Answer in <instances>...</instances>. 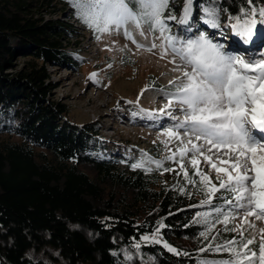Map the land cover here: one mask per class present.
Listing matches in <instances>:
<instances>
[{
	"label": "trees",
	"instance_id": "1",
	"mask_svg": "<svg viewBox=\"0 0 264 264\" xmlns=\"http://www.w3.org/2000/svg\"><path fill=\"white\" fill-rule=\"evenodd\" d=\"M217 3L222 9L219 29L204 25L197 9L190 30L178 20H167L171 34L195 39L199 31H205L214 42L225 45V37L230 39L232 34L228 15L235 16L247 5L245 0ZM254 3L264 8V0ZM183 5L184 0H171L165 16L180 17ZM57 12L69 13L73 22L45 17ZM79 27L96 38L101 33L77 18L69 0H0V264H46L34 259L30 250L48 247L58 251L53 259L64 264L228 260L227 252L209 251V245L236 240L238 246L241 238H251L231 230L235 228L232 218L227 225L223 215L217 218L216 206L236 213L220 198L221 194L231 198L229 193L222 190L211 204H201L206 192L200 179L193 170L187 172L196 184H190L183 172L168 176L169 164L159 144L129 149L118 158L96 125L74 124L67 106L48 97L57 86L51 81L49 65L79 69L83 64L80 51L72 52L63 43L79 37ZM168 88V92L175 91L172 85ZM137 115L135 110L128 115L137 125L156 118L151 109L142 120ZM163 116L151 127L175 125ZM134 163L141 167L133 169ZM86 165L93 175L82 169ZM197 212L208 213L207 220ZM160 223L164 227L159 238L180 254L152 242ZM201 232L209 238L201 237ZM143 236L149 240H142ZM259 244L254 239L249 247L258 253ZM202 248L206 251L201 252Z\"/></svg>",
	"mask_w": 264,
	"mask_h": 264
},
{
	"label": "snow or ice",
	"instance_id": "2",
	"mask_svg": "<svg viewBox=\"0 0 264 264\" xmlns=\"http://www.w3.org/2000/svg\"><path fill=\"white\" fill-rule=\"evenodd\" d=\"M69 3L76 10L77 18L89 28L103 32L123 29L124 35L138 48L144 45L136 41L134 32L145 36V29L148 32L159 31L157 39L161 43L152 42L148 50L158 49L161 58L170 56L173 71L179 73L169 80L175 91L166 93L167 103L160 112L175 107L183 115V119H180L172 111L166 112L176 124L165 128L162 135L174 137L183 145L177 149L181 158L192 153L193 168L199 163L196 159L198 153L216 171L218 186L212 184L207 175L198 170L196 172L200 176L199 183L207 189L206 199L201 204H211L213 197L224 190L231 198L222 194L220 198L224 204L233 206L243 214V223L248 224L249 217L264 220V142L253 131L264 134V55L260 59H245L244 55L233 54V51L240 53L247 52L249 48H264V8H257L254 0H245L247 7L241 6L235 16L229 14V27L233 33V43L229 49L233 45L236 47L226 50L224 44L214 42L205 31L198 30L199 35L195 39H181L171 34L166 23L167 20H178L181 25H188L187 30H190V21L198 9L204 25L219 29L222 9L217 0H184L180 17L171 13L165 16L171 0H69ZM95 75L93 73L90 79ZM194 141L209 145L206 149L208 152H212L213 148L217 151L226 148L232 155L228 160H221L218 167L212 163L211 156L204 155L203 146ZM174 156L175 153L167 159ZM155 163L157 167L161 166L160 161ZM131 167L136 169L141 164L134 163ZM180 167L185 179L190 184H196L189 178L183 163ZM214 211L218 214L217 218L223 215L225 225L230 218H236L233 211L225 213L219 206ZM196 215L203 216L206 221L209 214L197 212ZM163 227L162 223L158 224L152 242L163 243L169 252L180 254L159 238L160 228ZM259 231L262 238L258 253L249 247L254 243L253 238H241L238 246L236 240H229L224 245H209V251L227 252L230 257L228 260L213 261L212 264H264V228ZM200 236L209 238L206 232H201ZM240 236L243 237V232H240ZM141 239L147 242L149 237L143 236ZM135 247L139 249L140 245ZM200 251L206 250L202 248Z\"/></svg>",
	"mask_w": 264,
	"mask_h": 264
},
{
	"label": "rangeland",
	"instance_id": "3",
	"mask_svg": "<svg viewBox=\"0 0 264 264\" xmlns=\"http://www.w3.org/2000/svg\"><path fill=\"white\" fill-rule=\"evenodd\" d=\"M45 17L73 22L69 13L64 12L48 14ZM227 20L229 21L228 18ZM79 32V37L64 39L63 43L72 52L80 51V55L83 57L81 68L73 69L67 65L48 66L51 81L57 85L52 94L48 96L51 101L64 103L68 108L69 118L74 124L96 125L99 135L112 146L111 150L118 158L129 149H148L154 144H159L164 150L162 157L167 159L175 153L173 159H167L168 169H172L168 171V176L181 174L183 171L180 165L183 163L186 171L193 170L196 175L198 170L207 175L212 184L218 186L217 173L211 164L204 160L203 156L196 154L199 163L196 168H193L192 153L189 152L181 158L177 149L183 145L174 137L168 138L162 135L164 129L172 127V125L167 124L161 127L162 125L156 124L155 128L151 127V123H155L156 119L160 121L159 115L165 116L168 111H172L178 118L183 119L182 113L175 107L165 109L164 113L160 112V109L164 108L167 103L166 93L169 91V80L174 79L179 73L173 71L174 65L170 62V56L161 58L158 49L148 50L152 42L161 43V40L157 39L160 35L159 31L154 33L145 29V36L134 32L136 41L144 45L142 48H138L132 40L128 39L124 35L123 29L101 31L97 38L81 27H79ZM230 35L231 38L226 40V50H234L236 47L233 45V48L229 49V45L233 43V33ZM178 37L181 38V35L178 34ZM233 54L244 55L245 59H260L264 55V49L249 48L247 52L236 53L233 51ZM93 73L96 75L90 79ZM155 82H157V89L154 88ZM131 107L138 111L139 120L144 119L143 115L149 109L153 112L152 116L156 118H150V123L137 125L131 122V117L128 116L133 111ZM139 107L142 110H138ZM164 116L163 119H166ZM173 122L176 124V121L173 120ZM255 134L261 138V142H264V134L260 133L263 137L258 132ZM194 142L203 146L204 155L211 156L212 163L217 164L218 167L221 166V160H228L232 155L226 148L220 151L213 148L212 152H208L206 149L210 147L209 145H204L203 141ZM249 164H251L250 160ZM82 169L94 174L88 165L83 166ZM252 175H255V172H252ZM196 176L200 179V176ZM112 188L118 190L117 187L113 186ZM205 192H207L206 188ZM235 215L233 223L235 229H238L237 232L246 233L261 242L262 234L259 230L264 228V220L249 217V223L245 224L242 213L236 210ZM30 254L34 259L44 261L46 264L48 262L64 264L61 260L53 259L58 256V251L54 248L48 247L40 251L30 250Z\"/></svg>",
	"mask_w": 264,
	"mask_h": 264
},
{
	"label": "bare ground",
	"instance_id": "4",
	"mask_svg": "<svg viewBox=\"0 0 264 264\" xmlns=\"http://www.w3.org/2000/svg\"><path fill=\"white\" fill-rule=\"evenodd\" d=\"M257 131V130H256ZM258 132V131H257ZM259 133V132H258Z\"/></svg>",
	"mask_w": 264,
	"mask_h": 264
}]
</instances>
